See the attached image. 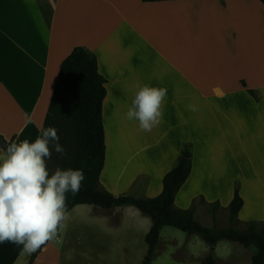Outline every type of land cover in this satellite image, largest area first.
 Masks as SVG:
<instances>
[{"label": "crops", "instance_id": "0c3cea01", "mask_svg": "<svg viewBox=\"0 0 264 264\" xmlns=\"http://www.w3.org/2000/svg\"><path fill=\"white\" fill-rule=\"evenodd\" d=\"M76 46L96 55L107 80L106 156L100 175L105 189L158 195L164 175L190 143L191 173L175 205L188 208L203 197L226 210L238 186L244 200L238 216L264 219L260 0H0V134L9 144L31 142L40 134L60 64ZM143 84L167 88L163 119L151 132L126 119L137 85ZM90 205L69 211L88 222L94 216L107 220L123 207ZM124 206L131 207L127 213L141 212ZM71 237L81 238L77 233ZM61 239L63 249L48 243L32 264H69L71 257H63V250L71 243ZM254 253H249L251 264ZM31 254L23 252V245L0 243V264H27Z\"/></svg>", "mask_w": 264, "mask_h": 264}, {"label": "trees", "instance_id": "16d2710c", "mask_svg": "<svg viewBox=\"0 0 264 264\" xmlns=\"http://www.w3.org/2000/svg\"><path fill=\"white\" fill-rule=\"evenodd\" d=\"M145 2L164 0H143ZM264 4V0H260ZM106 78L100 72L96 55L85 46H76L60 64L57 83L45 116L42 128L54 126L58 129L60 143L65 154L55 151L53 159L62 168H83L85 180L79 194L73 197L68 193V208L78 204H92L103 209L124 205L137 207L152 220L146 235L148 251L142 264H152L161 229L172 226L189 235H199L207 244L215 246L219 241L228 240L244 247L254 246L252 264H264V228L250 220L245 228L208 227L195 218L192 207L179 208L175 196L188 179L192 168L191 144L185 143L180 157L163 177L162 191L153 197H137L128 194H114L100 182L106 156L103 103L107 95ZM255 95L253 90H249ZM10 143H13L11 140ZM201 201H205L200 197ZM244 204L237 186L234 197L227 209L230 218L235 220ZM213 210L220 207L219 201L210 203ZM37 251L31 254L27 264H32ZM203 264H214L211 254L202 260Z\"/></svg>", "mask_w": 264, "mask_h": 264}, {"label": "clouds", "instance_id": "9594fccd", "mask_svg": "<svg viewBox=\"0 0 264 264\" xmlns=\"http://www.w3.org/2000/svg\"><path fill=\"white\" fill-rule=\"evenodd\" d=\"M166 98V87L137 85L126 119L151 132L163 119ZM53 151L64 155L66 150L58 129L48 126L34 141L10 143L0 155V243L23 245L29 254L48 243H62L70 218L68 193L79 194L85 173L83 168L49 169Z\"/></svg>", "mask_w": 264, "mask_h": 264}, {"label": "rangeland", "instance_id": "374dc122", "mask_svg": "<svg viewBox=\"0 0 264 264\" xmlns=\"http://www.w3.org/2000/svg\"><path fill=\"white\" fill-rule=\"evenodd\" d=\"M252 149L253 152L259 150V146L254 145L253 141ZM47 165L53 171L57 167L62 168V165L53 158L47 161ZM190 207L194 211L195 218L208 227L245 228L248 221L254 220L259 228H264V219L260 216L239 215L235 221L230 218L228 209L218 207L213 210L214 207L210 203L207 204L200 199H193ZM127 208L131 207H121L117 215L107 220L95 219L94 216L88 222L85 221V216L69 211L67 227L61 234L64 239L70 240L67 244L71 243L68 251L63 250V257H71L72 261L69 264H142L148 251L146 235L151 226V218L142 212L136 215L127 213L129 210ZM133 208L137 207L133 206ZM143 220H146V225ZM72 233L80 234L81 238L78 241L72 239ZM60 245L63 249L64 243ZM216 246L213 249V245L207 244L197 234L189 235L175 227L165 226L161 230L152 264H202L197 258H206L211 254L215 258L214 264L223 262L230 264L238 257H240L238 264H251L249 255L256 250L254 246L246 248L228 240L219 241Z\"/></svg>", "mask_w": 264, "mask_h": 264}, {"label": "water", "instance_id": "95a60500", "mask_svg": "<svg viewBox=\"0 0 264 264\" xmlns=\"http://www.w3.org/2000/svg\"><path fill=\"white\" fill-rule=\"evenodd\" d=\"M8 144L9 142L0 134V148L6 150Z\"/></svg>", "mask_w": 264, "mask_h": 264}]
</instances>
